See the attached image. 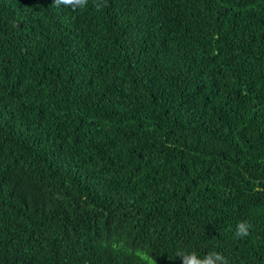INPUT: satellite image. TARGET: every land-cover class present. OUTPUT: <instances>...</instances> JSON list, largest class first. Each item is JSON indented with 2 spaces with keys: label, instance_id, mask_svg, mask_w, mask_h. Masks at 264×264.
I'll list each match as a JSON object with an SVG mask.
<instances>
[{
  "label": "trees",
  "instance_id": "trees-1",
  "mask_svg": "<svg viewBox=\"0 0 264 264\" xmlns=\"http://www.w3.org/2000/svg\"><path fill=\"white\" fill-rule=\"evenodd\" d=\"M53 3L0 0V264H264V0Z\"/></svg>",
  "mask_w": 264,
  "mask_h": 264
},
{
  "label": "clouds",
  "instance_id": "clouds-1",
  "mask_svg": "<svg viewBox=\"0 0 264 264\" xmlns=\"http://www.w3.org/2000/svg\"><path fill=\"white\" fill-rule=\"evenodd\" d=\"M88 0H54V5L59 7L61 4L65 6H71L73 10L76 8H84L87 6ZM97 9L99 10L102 7V4H96ZM248 225L246 222H241L237 226L236 235L239 238L247 236ZM141 258L147 262V264H153V259L149 257L146 253H141ZM178 257L182 259V264H228L227 259L223 256L222 253L211 251L205 254L202 258L196 252H181L178 253Z\"/></svg>",
  "mask_w": 264,
  "mask_h": 264
}]
</instances>
